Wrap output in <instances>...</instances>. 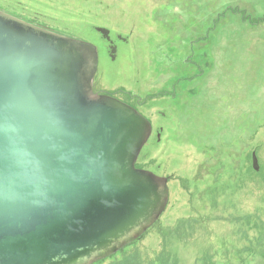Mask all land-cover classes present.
I'll return each instance as SVG.
<instances>
[{
  "label": "rangeland",
  "instance_id": "obj_1",
  "mask_svg": "<svg viewBox=\"0 0 264 264\" xmlns=\"http://www.w3.org/2000/svg\"><path fill=\"white\" fill-rule=\"evenodd\" d=\"M0 5L94 44L93 90L138 98L152 134L160 132L136 166L167 177L165 210L140 239L96 264H124L129 254L135 264L165 256L175 264H264V0ZM108 35L117 39L114 59Z\"/></svg>",
  "mask_w": 264,
  "mask_h": 264
},
{
  "label": "water",
  "instance_id": "obj_2",
  "mask_svg": "<svg viewBox=\"0 0 264 264\" xmlns=\"http://www.w3.org/2000/svg\"><path fill=\"white\" fill-rule=\"evenodd\" d=\"M97 63L0 10V264H93L165 210L167 177L136 166L151 123L93 90Z\"/></svg>",
  "mask_w": 264,
  "mask_h": 264
},
{
  "label": "flooded vegetation",
  "instance_id": "obj_3",
  "mask_svg": "<svg viewBox=\"0 0 264 264\" xmlns=\"http://www.w3.org/2000/svg\"><path fill=\"white\" fill-rule=\"evenodd\" d=\"M0 10H2V11H4V12H6V13H8V14H10V15H12V16H15V17H17V18H19V19H22V20H24V21H27V20H25L23 17H22V12L21 11H19V12H14V11H12L11 9H7V7H4V6H2V5H0ZM27 22H30V21H27ZM30 23H32V22H30ZM32 24H34V23H32ZM34 25H37V26H40V27H42V28H45V29H49V30H51L50 28H46V27H44V26H41V25H38V24H34ZM118 38V37H117ZM117 41V39H114V38H112V37H110L109 35L108 36H105V37H103V41L105 42V44H106V46L104 45V47L106 48V51H107V53H109L110 55H111V57L114 59L115 58V51H116V48H117V43H116V41ZM96 49H97V47H96ZM98 51V50H97ZM97 54H98V52H97ZM97 67H98V63H97ZM96 75V74H95ZM93 83H94V80H93ZM95 92H98L99 94H107V95H110V96H112V97H115V98H117V99H119V100H121V101H123V102H125L126 104H128V105H130V106H132L133 108H135L138 112H140L142 115H144L141 111H140V107H141V101L138 99V98H136V97H132V96H130L128 93H124V91L122 92V95L124 96H120L117 92H111V91H106V90H100V91H95ZM145 116V115H144ZM150 121V120H149ZM150 123H151V121H150ZM152 123H151V133H150V135H149V138L148 139H150V138H152L153 136L155 137V140H159V138H160V132L159 131H157L156 133H155V135H153L152 134V132H153V129H152ZM161 130V129H160ZM98 262V261H97ZM97 262H94L93 264H96Z\"/></svg>",
  "mask_w": 264,
  "mask_h": 264
},
{
  "label": "trees",
  "instance_id": "obj_4",
  "mask_svg": "<svg viewBox=\"0 0 264 264\" xmlns=\"http://www.w3.org/2000/svg\"><path fill=\"white\" fill-rule=\"evenodd\" d=\"M264 232V231H263ZM261 236H263V235H261ZM142 237V236H141ZM140 237V238H141ZM140 238H138V239H140ZM137 239V240H138ZM258 238L256 237V240H257ZM167 257L165 256V258H164V260L162 261V264H175L174 262L173 263H170L169 262V260L168 259H166ZM135 260V255H133V254H129V256H125L124 257V261H125V263L124 264H135L134 261ZM119 262L120 261H114V262H111V264H119ZM209 261L207 260L206 262H205V264H211V263H208Z\"/></svg>",
  "mask_w": 264,
  "mask_h": 264
}]
</instances>
